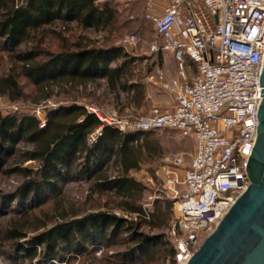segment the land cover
<instances>
[{
	"label": "trees",
	"instance_id": "trees-1",
	"mask_svg": "<svg viewBox=\"0 0 264 264\" xmlns=\"http://www.w3.org/2000/svg\"><path fill=\"white\" fill-rule=\"evenodd\" d=\"M111 1L0 0V52L7 54L11 62L8 72L0 77V95L13 102L29 99L38 105L62 93L103 83L117 100L123 94L129 103L141 108L147 100L146 74L157 65L142 74L137 59L123 48L96 47L89 39L82 41L83 38L70 42L63 37V45L57 51L44 47L49 34H58L59 26L67 28L76 24L82 29L114 26L117 8ZM136 2L145 4V0ZM144 19L148 21L145 14ZM153 30L155 33L154 26ZM133 34L139 37L138 33ZM153 55L161 57L160 53ZM20 78L30 84L29 93ZM100 124L97 116L78 102L48 110L44 127L36 116H4L0 112V165L19 153L21 144L24 147L16 167L27 178L19 190L21 198H32L38 206L45 204L46 196L58 195V184L81 167L91 182V194L118 200L112 210L98 208L87 214L62 210L61 221L52 227H47V219L37 224L35 230H43L35 241L48 247L52 253L50 259L55 260V251L61 244L77 251L87 243L102 244L109 233L114 237L128 234L122 241L129 244L124 254L126 259L151 258L155 252L166 250L171 264H177L175 244L171 245L162 236L152 239L139 231L135 222L113 211L119 208L136 215L140 225L149 229L171 226V204L157 200L153 210L147 212L142 203L147 185L132 175L141 165L162 156V147L154 135L159 130L124 134L105 127L98 141L90 145L88 136ZM26 161L38 163L37 171L22 169L21 164ZM8 234L20 240L26 233L16 227ZM21 249L30 262L38 257L35 247Z\"/></svg>",
	"mask_w": 264,
	"mask_h": 264
},
{
	"label": "built area",
	"instance_id": "built-area-1",
	"mask_svg": "<svg viewBox=\"0 0 264 264\" xmlns=\"http://www.w3.org/2000/svg\"><path fill=\"white\" fill-rule=\"evenodd\" d=\"M158 6L155 0L145 2V17L156 35L149 51L170 54L177 74L168 77L158 66L145 82L167 94L168 104L132 118L87 106L101 123L88 143L94 145L105 127L124 134L169 129L195 139L197 148L186 167L176 156L157 173L176 199L171 232L178 234L177 263L186 264L249 185L247 160L262 101L264 0H166L161 13ZM139 41L131 34L122 45ZM188 65L196 70L191 77ZM39 121L44 127L46 119Z\"/></svg>",
	"mask_w": 264,
	"mask_h": 264
},
{
	"label": "rangeland",
	"instance_id": "rangeland-1",
	"mask_svg": "<svg viewBox=\"0 0 264 264\" xmlns=\"http://www.w3.org/2000/svg\"><path fill=\"white\" fill-rule=\"evenodd\" d=\"M111 2L112 6L117 8L114 26L105 29H82L76 24H71L67 27L68 29L59 26L57 28L58 34H49L44 47L54 51L59 50L63 45V37L68 38L70 42L81 38H83L82 41L89 39L91 44L96 47L115 46L123 48L125 52L137 59L136 63L142 74L147 68L159 64L165 69L167 68L168 72L170 71L169 75L175 76L177 74L176 64L172 59L157 58L149 51L150 45L156 37L152 23L144 19L145 5L125 0H112ZM133 33L139 34L138 45L123 46L122 40ZM2 55L3 58H0V77L5 75L11 67L7 54L0 52V57ZM20 83L29 93L31 86L28 81L20 78ZM145 85L147 100L141 108L129 103L123 94L117 100L116 96L108 91L102 83L101 86L94 84L88 86L87 89L78 88L69 93H62L38 105L33 104L29 99L13 102L8 97L0 95V112L4 116L11 114L31 115L45 120L48 110L78 102L86 105V107L94 105L104 110H116L121 117L132 118L140 116L153 106L165 103L167 100L165 93L159 87L148 83ZM154 135L162 147V156L157 160L141 165L139 170L132 172V175L147 185L142 200L143 207L147 212L153 210V204L157 200L171 204V226L162 230L149 229L140 225L139 217L136 215L119 208H115L113 211L116 215L135 222L139 231L146 233L152 239L162 236L171 245H174L178 234H172L171 230L176 199L168 195L161 173L159 175L157 173L168 159L176 156L183 157L182 168L186 167L196 151V141L192 136H184L178 131L169 129L159 130L154 132ZM20 150L19 153L0 165V264H171L170 259L166 257V250L155 252L151 258L126 259L124 254L128 251L129 244L122 241L129 235L123 234L114 237L110 233L102 244L87 243L77 251L70 250L65 244H61L55 251L57 258L55 260L50 259L52 253L48 247L43 244L39 245L35 241V237L43 230H35L40 221L47 219V227L50 228L54 223L61 221L59 217L62 210L80 211L81 214L95 212L98 208L112 210L114 203H117L118 200L110 196L99 197L91 194V182L87 180L86 174L81 171V167H77L64 182L58 184L60 190L58 195L49 194L46 196L45 204L38 206L32 201V198H21L19 190L27 178L24 173L16 170L17 162L22 159L21 153L24 151L22 144ZM21 168L36 172L39 164L35 161H26L21 164ZM110 172L115 174L112 169ZM178 174H182V172L178 171ZM57 203L59 204L57 205ZM16 227L23 228V232L26 233L25 237L20 240L12 239V236L8 234ZM21 247H35L38 257L30 262L25 258Z\"/></svg>",
	"mask_w": 264,
	"mask_h": 264
},
{
	"label": "water",
	"instance_id": "water-1",
	"mask_svg": "<svg viewBox=\"0 0 264 264\" xmlns=\"http://www.w3.org/2000/svg\"><path fill=\"white\" fill-rule=\"evenodd\" d=\"M257 139L247 160L248 187L186 264H264V57Z\"/></svg>",
	"mask_w": 264,
	"mask_h": 264
},
{
	"label": "crops",
	"instance_id": "crops-1",
	"mask_svg": "<svg viewBox=\"0 0 264 264\" xmlns=\"http://www.w3.org/2000/svg\"><path fill=\"white\" fill-rule=\"evenodd\" d=\"M98 1L103 2V1H107V0H98ZM125 1H128V2L135 1L136 2V1H140V0H125ZM145 2H146V0H145ZM155 2H156L157 5H159L158 6L159 8H158L157 12L161 13L163 8H164V6L166 5V0H155ZM160 55L164 59H167V58L172 59V56L170 54H160ZM158 66L162 67L164 69V71H165V73L167 74L168 77H174V75H172V74L169 75L168 74L170 71L168 72L167 68L165 69V67L160 66L159 64L156 67H158ZM195 73H196V70L192 67V65H191V67H190V65H188L187 74L191 77V76L195 75ZM150 85H153V84H150ZM165 95L167 97V100H166L167 102L165 101V103H160L159 105L162 106V107L166 106L168 104L169 100H170L169 96L167 94H165Z\"/></svg>",
	"mask_w": 264,
	"mask_h": 264
}]
</instances>
